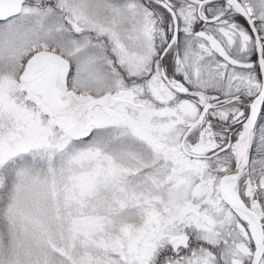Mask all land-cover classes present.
Here are the masks:
<instances>
[{
	"label": "snow or ice",
	"instance_id": "6c2138e0",
	"mask_svg": "<svg viewBox=\"0 0 264 264\" xmlns=\"http://www.w3.org/2000/svg\"><path fill=\"white\" fill-rule=\"evenodd\" d=\"M0 264H264V0H0Z\"/></svg>",
	"mask_w": 264,
	"mask_h": 264
}]
</instances>
